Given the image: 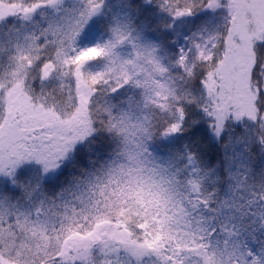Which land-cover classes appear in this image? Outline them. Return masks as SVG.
Wrapping results in <instances>:
<instances>
[{
    "label": "snow or ice",
    "instance_id": "6c2138e0",
    "mask_svg": "<svg viewBox=\"0 0 264 264\" xmlns=\"http://www.w3.org/2000/svg\"><path fill=\"white\" fill-rule=\"evenodd\" d=\"M0 264H264V0H0Z\"/></svg>",
    "mask_w": 264,
    "mask_h": 264
}]
</instances>
